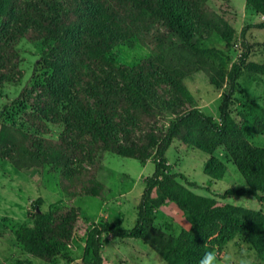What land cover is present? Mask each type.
I'll list each match as a JSON object with an SVG mask.
<instances>
[{"label": "trees", "instance_id": "obj_1", "mask_svg": "<svg viewBox=\"0 0 264 264\" xmlns=\"http://www.w3.org/2000/svg\"><path fill=\"white\" fill-rule=\"evenodd\" d=\"M28 0H0V66L18 62L15 46L54 40L58 61L53 64V80L57 88L73 70L86 90L75 102L77 116L67 121L68 128L81 126L88 134L82 141L91 165L60 178V190L69 199L105 198L107 190L97 181L105 153L129 158L141 164L152 161L155 171L145 179V188L137 206V221L130 230L101 219L97 222L74 216L68 207L50 206L39 209L37 200L28 214L31 225H22L16 232L21 249L31 257L50 264L75 237L84 238L79 264H109L103 255L106 236L131 238L147 244L165 264H200L206 252L221 253L225 244L236 236L251 246L256 264H264V214L233 204L220 205L210 197L200 196L189 188L183 174L171 172L165 153L174 140L191 146L209 156L205 173L222 179L226 165L215 153L223 148L245 181L240 189H228L222 199L254 197L264 204V109L255 114L247 134L230 107L238 80L243 72L264 76V63L248 62L249 47L223 69L216 63V51L205 41L217 35L229 44L233 28L210 6V0H63L64 9L55 20H37L40 29H12L20 15L29 19L37 14ZM48 1V0H47ZM248 7L264 20V0H245ZM155 27L157 32L151 33ZM258 25L245 26L241 35ZM141 38L153 55L134 66H116L109 52L118 46H132ZM105 66L115 80L104 86H92L86 69ZM7 73L10 70L6 69ZM202 72L216 88L226 89L218 111L219 122L201 109L165 112L154 100V92L144 89L146 78L167 84L181 95L187 94L185 78ZM5 73L0 72V84ZM87 97L93 100L91 105ZM57 96L49 93L24 118L29 127H37L47 119ZM126 115L127 119H123ZM241 118L246 115L241 113ZM118 118V119H117ZM167 121V126L157 127ZM68 128H66L68 130ZM67 130L57 139L41 138L38 142L28 130L14 124L0 123V158L8 157L18 171L40 169L46 165L61 168L85 158L81 148L72 146ZM180 181H183L182 184ZM173 204L182 213L187 228L176 235H165L153 224L157 210Z\"/></svg>", "mask_w": 264, "mask_h": 264}, {"label": "rangeland", "instance_id": "obj_2", "mask_svg": "<svg viewBox=\"0 0 264 264\" xmlns=\"http://www.w3.org/2000/svg\"><path fill=\"white\" fill-rule=\"evenodd\" d=\"M26 6L34 5L37 14L32 19L25 15L17 17L12 29H40L35 19L55 20L58 12L64 9L63 0H28ZM209 6L233 28L232 41L226 44L221 37L214 35L205 41V45L216 51V63L223 69H229L244 52L243 42L249 47L248 62L264 63V28L249 29L244 38L241 31L245 26L263 23V17L247 6L245 0H210ZM157 32L155 27L151 33ZM54 40L28 43L19 41L16 46L18 62L0 66L5 73L0 84V123L14 124L32 133L36 141L41 138L57 139L68 128L66 122L77 116L75 102L86 90L83 81L70 70L71 75L64 82L63 89L54 85L53 64L58 61ZM110 57L116 66H134L139 61L153 55L141 38L134 39L132 46H118L111 49ZM10 73H7V70ZM86 76L92 86H104L107 80H115L113 73L105 66L87 68ZM187 94L173 91L167 84L146 78L144 89L154 92V100L165 112H185L201 109L207 116L219 122V105L226 94L225 87L216 88L202 72H194L184 80ZM233 95L230 112L237 117L242 129L247 134V127L255 114L264 109V76L243 72L238 80ZM57 96V103L50 108L47 119L37 127H29L25 114L32 112L47 95ZM92 105L93 100L87 97ZM241 113L246 119L240 117ZM127 119L126 115H122ZM118 119V118H117ZM167 126V121L157 127ZM69 141L72 146L81 148L85 155L82 161H73L66 167L55 168L49 165L40 169L18 171L11 166L8 157L0 158V264H47L25 253L17 243L15 232L22 225H31L28 214L33 212L37 200L39 209L47 212L50 206L68 207L74 216L84 217L97 222L106 219L118 224L125 230L132 229L137 221V206L145 188V179L152 176L155 165L152 161L144 164L129 158H121L105 153L101 160V169L97 181L107 190L105 198L69 199L60 190V178L85 169L91 165L87 149L82 141L88 139L83 127L68 128ZM250 139V135H248ZM255 143L253 139H250ZM215 156L226 165L222 179L214 180L205 173V163L209 158L205 153L191 146L174 140L165 153L171 172L183 174L196 187L189 188L200 196L215 199L218 204L226 203L260 210L264 214V204H259L254 197H231L222 199L228 189H240L245 181L237 171L223 148ZM179 182L184 184L183 181ZM154 227L165 235H178L187 228L181 212L173 204H167L157 210L153 216ZM84 238L75 237L71 244L50 264H79L84 248ZM216 254L215 264H256L255 252L241 237L236 236ZM103 255L109 264H165L162 258L147 244L131 238L106 236L103 239Z\"/></svg>", "mask_w": 264, "mask_h": 264}, {"label": "clouds", "instance_id": "obj_3", "mask_svg": "<svg viewBox=\"0 0 264 264\" xmlns=\"http://www.w3.org/2000/svg\"><path fill=\"white\" fill-rule=\"evenodd\" d=\"M216 262V254L214 252H206L204 256L200 260V264H215ZM247 264V262H244Z\"/></svg>", "mask_w": 264, "mask_h": 264}]
</instances>
